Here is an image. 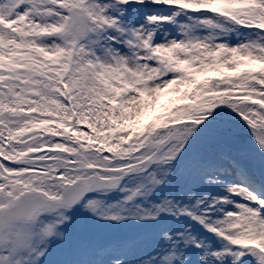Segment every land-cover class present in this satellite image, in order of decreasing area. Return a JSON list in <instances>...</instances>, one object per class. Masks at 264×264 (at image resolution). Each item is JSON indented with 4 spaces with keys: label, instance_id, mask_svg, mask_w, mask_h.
Listing matches in <instances>:
<instances>
[{
    "label": "snow or ice",
    "instance_id": "6c2138e0",
    "mask_svg": "<svg viewBox=\"0 0 264 264\" xmlns=\"http://www.w3.org/2000/svg\"><path fill=\"white\" fill-rule=\"evenodd\" d=\"M0 264H264V0H0Z\"/></svg>",
    "mask_w": 264,
    "mask_h": 264
}]
</instances>
